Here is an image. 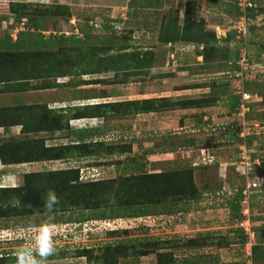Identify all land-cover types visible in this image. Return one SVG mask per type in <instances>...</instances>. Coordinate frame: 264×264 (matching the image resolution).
Listing matches in <instances>:
<instances>
[{
    "label": "rangeland",
    "instance_id": "1",
    "mask_svg": "<svg viewBox=\"0 0 264 264\" xmlns=\"http://www.w3.org/2000/svg\"><path fill=\"white\" fill-rule=\"evenodd\" d=\"M63 1L69 3L71 0ZM127 1L76 0L75 3L73 1L71 14L77 17L75 21L78 24L77 27L80 25L81 29L90 31L93 33L91 35H94L90 44L84 45V47L100 45L99 40L103 41L105 37L112 34L118 37H127L131 39L132 49H140L142 52L148 48L152 49L147 51L154 53L155 62L163 68L167 62L166 47L164 48L158 42L159 24L162 19H174L177 15L179 23H181L187 12L192 18L203 20L205 29L214 31L218 39H224L227 35H231L234 38L231 42H238L239 39L245 37L247 56L252 63L238 64L237 70H234L231 62H227L228 54L222 52L218 54L220 56L217 55L219 59L209 66V68L212 66V69L202 68L201 64L204 63L202 56H198V58L196 55L193 56L196 50L194 52L190 47L183 51L177 49L181 53L175 68L181 69V64L187 65L188 72L184 77L189 76L194 85L200 87L197 89L201 90L195 91V99H204L205 108L194 107L188 111L164 113L157 120L154 116H138L136 113L138 108L135 107L136 111L130 113L120 111L109 116V119L106 118L107 125L110 124L111 127H105L106 133L101 140L110 145L122 143L120 144L122 145L121 155L115 153L104 156L101 152L97 157L80 161L69 160L57 165H48L49 163L47 165L25 164V166L14 167L6 173L0 172V186L21 185L25 173L68 168H78L81 180L87 183L94 180L103 182L131 175L177 174L178 171L184 170L190 173L188 186L192 191L201 194L198 201H190V204L196 203L201 207H209L220 202L223 194L231 195L239 188L243 189L244 201L241 202L243 219L238 222L237 218L230 215L228 209L222 208L198 212L190 211L174 216L154 212L148 217L137 219L121 218L102 221L87 219L92 217L91 211L81 212L69 209V212H57L55 216L43 214L33 215L29 218L0 220V252L14 253L18 246L31 238L33 225L47 221L52 225L56 249L55 254L49 258L50 264H88L84 258L61 260L60 253L64 247L68 254L73 253L76 249H88L87 251H92L96 258L101 248L112 245L118 247L120 241L132 240L143 244L139 248L142 254L135 258H121L118 260V264H156L158 254L171 253L175 250L170 246L175 241L182 243L184 240L196 238L198 235L207 236L211 238V241L223 238L225 239L223 243L227 246L221 251L215 245L192 249L188 252L187 258L199 259L201 264L204 262L215 264L217 263L216 259L225 255L223 260L227 261L226 264H252V246L262 248L264 246V52L261 50L264 46V0H255L259 10L257 12L254 10L252 15L249 14L245 23L237 18L238 14L232 4L233 0H187V3L186 0H161V9L138 10L136 17H133V12L126 7ZM8 11L6 3H0V14L8 13ZM53 20L54 22L46 25L50 33L51 31L75 33L69 24L63 28L67 22L61 17ZM60 20H63V26ZM71 20L73 21L72 18ZM15 25L14 20L10 27L13 29ZM8 30L7 26L0 32V39L4 33H8ZM111 30L112 32H110ZM78 31H76L77 34H80V28ZM233 31L236 32L235 36H232ZM48 35L43 34L44 37H48ZM33 36L36 37L37 34ZM234 47L232 43L228 46L232 51ZM107 67L111 68V65H107ZM154 70H148L146 74L134 77L132 79L134 82L127 85H109L105 86L103 90L95 88V86L75 89L77 84L73 87L70 82L64 83L68 79L58 81L63 83L61 85L66 88L65 91L61 89V96L66 95V92H71L67 98L98 102L96 97H101L102 93L112 92L119 96L123 95V99L129 103H140L136 99L143 96L139 95L145 91L143 82L150 77V80H146L151 82L147 90H153L151 85H155L154 78L156 76L154 75L162 74L164 71L160 67L156 70L157 72ZM126 74L125 72L116 73L113 79L122 82L127 80ZM106 77H110V75L104 76V78ZM239 77H242L243 84L246 85L243 90L252 96L248 101L247 112L241 111V114L239 108L231 111L228 107L232 101L230 99L238 95L241 91L240 87H243L240 85ZM82 79L86 80L89 77L86 76ZM56 81L54 80L53 83L58 86ZM37 83L40 81H30L27 91L0 93V111L4 109L11 111L14 108L12 111L14 114L17 112V107L14 104L18 105L20 101L32 112L39 110L41 113L43 108H47L46 101L49 98L58 99L60 97V93L57 92H52L49 95L45 90L34 89L33 91L36 90L38 93V100L36 104L27 105L28 93L34 94L31 87ZM86 99L91 100L87 101ZM55 122L56 128L58 125L63 128L62 123ZM94 123L92 122V124ZM237 133L241 140L231 138V135ZM19 135L17 136L19 137ZM45 135H47L45 132H39L37 137L47 139V145L52 144V141ZM252 135L255 138L251 139V143L249 141L247 143L246 138ZM118 136L121 137L118 138ZM0 137L5 141L10 140L11 137L15 138L10 133L1 134ZM71 137L74 138V134L70 131H63L61 135L65 142ZM183 201V198L176 201L168 200L167 205L169 206L173 202L172 206L178 207ZM69 215L71 220L67 221ZM55 217L60 220L53 223ZM175 224L181 226L176 228ZM238 229L242 232L241 236L246 237L244 245L240 243ZM164 242L166 243L162 248L160 243ZM176 244L178 243L176 242ZM179 251L184 252L185 248L182 247L177 251L181 260L183 257ZM99 256L102 257V254ZM111 257L109 256L107 260H110Z\"/></svg>",
    "mask_w": 264,
    "mask_h": 264
},
{
    "label": "trees",
    "instance_id": "2",
    "mask_svg": "<svg viewBox=\"0 0 264 264\" xmlns=\"http://www.w3.org/2000/svg\"><path fill=\"white\" fill-rule=\"evenodd\" d=\"M238 1L233 0L232 4L239 19L242 13L239 11ZM249 2L251 7H246L245 19L249 17V14L252 15L254 10L255 12L259 10L255 0H249ZM126 7L133 12V17H136L138 10L161 9L162 2L161 0H128ZM8 9V15L12 16L17 26H21L24 31L17 34L15 41H12L8 36L0 39V93L27 91L29 82L32 80L40 81V83L31 87L32 90H44L53 88L54 80L63 77L69 78L68 83L70 82L73 87L76 84L77 86L84 84L83 81L79 80L82 75L103 73H114L116 75V73L122 74L125 72L127 73L126 77H138L146 74L153 66L154 53L132 49L131 39L127 37H118L112 34L105 37L103 41L99 40L100 45L84 47V45L90 44V41L94 39V35L80 27L81 35L74 32L68 33V35L50 33L48 37H44L43 34L38 33V36L32 39L34 31H45L46 28L43 24H47L50 19L61 17L69 22L72 15L67 6L32 5L19 2L9 3ZM204 25L203 20L192 18L187 12L181 23H179L178 15L174 19H162L158 29V42L164 46L196 45L195 55L202 56L203 66L206 68L216 62L219 59L218 56H220L218 54L222 52L228 54L227 62H231L234 70L238 68L237 62L241 58L240 52L242 50H245L248 64L252 63L247 56L245 37L239 39L238 42H231L234 40L231 35H227L224 39H218L216 33L206 30ZM104 27L106 28V26ZM72 28L75 31V28ZM235 35L236 32L233 31L232 36ZM230 43L235 46L233 51L228 48ZM261 50L264 52V46ZM103 58L104 60H102ZM107 65H111V68H108ZM212 68L211 66L209 69ZM71 80L73 81L71 82ZM245 86L243 84V88ZM230 100L232 101H230L228 107L231 111L237 109L240 105L239 97L235 95ZM155 103H157V107ZM15 106L17 112L14 114H12L14 108L11 111L9 109L0 111V128L8 130L12 126H21L19 137H11L7 141L2 140V138L0 140V172L3 173L14 167L25 166V164L90 159L94 156L97 157L101 152L104 156L114 155L115 153L121 155L122 145H110L104 141H94V136L96 134L97 136L100 135L94 129L85 128L83 131H81L82 129L73 131L70 129V120L82 119L85 120L86 124H89L93 119H105L108 112L117 114L123 111L130 113L136 111L137 108L138 112L191 109L194 107L205 108L206 102L204 99L177 102L163 99L156 102L96 104L78 107L69 112L61 111L60 113L48 108H43L41 113L39 110L32 112L24 104ZM137 111L136 113H138ZM55 121L62 123L63 128L59 125L56 128ZM59 131H70L74 134L76 141L64 145H47V139L37 137L39 132H45L48 135ZM236 135H231V138L241 140L239 133ZM253 138H255L254 135L247 137V143L248 141L251 143ZM189 174L188 171L182 170L178 171L177 174L131 175L103 182L94 180L87 183L81 180L78 168L25 173L21 185L14 187L0 186V220L29 218L33 215L43 214L55 216L57 212H69V209L81 212L91 211L92 217L87 219L112 221L121 218L148 217L154 212L174 216L190 211L198 212L222 208L228 209L230 215L237 218L238 222L243 219L241 206V202L244 201L243 189L239 188L231 195L223 194L220 202L209 207H201L196 203L190 204V201H198L201 194L192 191L191 187L188 186ZM49 189H54L60 200L52 213L45 212L42 200L43 194ZM180 198L184 199V203L180 204L181 206H172L173 202L169 206L167 205L168 200L176 201ZM57 220L60 219L55 217L53 223ZM70 220L71 216L69 215L67 221ZM238 232L240 243L244 245L246 237L241 236V230L238 229ZM223 241L225 242L223 238L211 241V238L201 235L184 240L182 243L175 241L170 245L171 249L175 250L171 253L158 254L156 264H201V260L198 261L199 259L187 258L188 252L206 245L224 248L227 245ZM165 243H160V246L163 248ZM142 245V243L135 240L120 241L118 247L112 245L101 248L96 258H94L92 251H87L88 249H76L73 253L68 254L64 247L60 253V259L84 258L88 264H118V260L121 258H135L142 254L139 249ZM182 247L185 248V251H179L183 257L180 260L177 251ZM12 254L4 252L0 257V264H15V258ZM101 254L102 257L99 256ZM109 256L112 257L107 260ZM251 260L252 264H264V246L263 248L252 246ZM209 261L212 260L209 259ZM203 264L208 263L204 262Z\"/></svg>",
    "mask_w": 264,
    "mask_h": 264
},
{
    "label": "crops",
    "instance_id": "3",
    "mask_svg": "<svg viewBox=\"0 0 264 264\" xmlns=\"http://www.w3.org/2000/svg\"><path fill=\"white\" fill-rule=\"evenodd\" d=\"M73 1L75 3L76 0H71V1H69V3H67L66 1H63V0H0V3H2V4L6 3V8L10 2L11 3H19L20 2V3H27V4H32V5H64V6H67L71 11L72 10L71 7L73 6L71 4H73ZM76 6H78V5H76ZM4 12H7V11L4 10ZM71 15H72L71 18L73 19V21L70 18L69 22H67L65 26H63L64 25L63 20H60V23H62L61 25L63 26V28L67 27V24H69V26H72L75 28V33H77L76 31H78L81 26L79 25L77 27L78 24L75 23L77 17L73 16V14H71ZM7 18H8V20H5ZM13 21H14V18L12 16H9L8 13L0 14V32L8 26V29H9L8 33H4L3 37L8 36L11 38L12 41H15L17 34L19 32L24 31V29L19 25L17 26L16 22H15L16 25L12 29L10 26H11ZM52 21L54 22L53 19H50V20H48V23H50ZM43 25L46 28L47 24H43ZM38 33L48 35V34H50V31H48V29L46 28L45 31H42V32H40L39 30L34 31L33 35L37 34V36H38ZM51 33L55 34L56 32L51 31ZM62 33H64L65 35H68V33L65 31L58 32V34H62ZM78 33H79V31H78ZM91 34H93V33H91ZM79 35H81V34H79ZM36 37L32 36V39H35ZM163 47L164 48L166 47L165 57H166L167 62L165 63V66L163 68H162V66H158L157 62H155V60H154L153 66H152V68L149 69V71L155 69L154 71L157 72L156 70H158L159 67L164 71H162V74L154 75V76H156L154 78L155 85H151V87L154 88L153 90H147L148 86L151 84V82L146 81V80H150L151 79L150 77H148L143 82L144 86H145V91L140 93L139 95H143V96L140 97L139 99H136V100H139L140 102H142V101H155L156 102V101H160V100L165 99V100H169L171 102H177V101H182V100L195 99L196 98L195 97V91L201 90V89H197L200 87H196L194 85L193 80L189 76L184 77V75L188 72L187 65L181 64V66H182L181 69H179L177 67L175 68V65L177 64L176 62L178 61V56L181 53L177 49H180L181 51L188 50L189 45H186V44H177L174 46H169V45L164 46L163 45ZM147 50H152V49L148 48V49H146V51ZM192 50L195 52L194 49H192ZM193 51H191V52H193ZM193 56H195V54H193ZM196 58H198V56H196ZM201 65H202L201 67L203 68L204 67L203 64H201ZM151 74H152V72H151ZM109 75H110V77L104 78V76H109ZM114 75H115L114 73L82 75L79 80H82L84 84L78 85L77 87L75 86V89H78L81 87H93V86H95V88H100L103 90V88L105 86L115 85V84L127 85L129 83L134 82V81H132V79L134 77H131V76L127 77V80L119 82L118 79H115V80L113 79V78H115ZM86 76H88L89 79L83 80L82 78L86 77ZM60 79L63 81L65 79H68L66 82L64 81V83H67L69 81V78H67V77L66 78H64V77L58 78V79H56L57 80L56 83L59 84L58 86H55V84L53 83L54 84L53 88L44 89L49 95H51L52 92L60 93V97L58 99L53 97L52 99L49 98L46 101V103H47L46 106L49 110L59 111V113H60L61 111L62 112H69L70 110H75L78 107L91 106V105H96V104H98V105H100V104H102V105H114L117 103L128 102L125 99H123L124 98L123 95L119 96L118 94L112 93V92H108L106 94L102 93L101 97L100 96L96 97V98H98L96 100H99L98 102H96V101L90 102L89 100H91V99H86L89 102H85V100L80 101L79 99H75V98L74 99L67 98V96H69L71 94V92H68V93L66 92V95L61 96V94H62L60 92L61 89H63L65 91L66 88L61 85L63 83H60L58 81ZM117 88H119V87H117ZM33 92H34V94L28 93V98L26 100L27 105L28 104H36V101L38 100L37 91L35 90ZM30 94H32V95L30 96ZM19 104L23 105V103H20V101H19L18 105ZM14 105H16V104H14ZM155 106L156 107L158 106L157 103H155ZM200 109H203V108H200ZM214 109H217V108L214 107ZM177 111H188V109L157 110L154 112H138L137 114H138V116L144 115V117L154 116L155 120H157V118L164 113H171L172 114V113L177 112ZM114 114H116V113H114V112L109 113L108 112L106 114V118L109 119V116H112ZM106 118L105 119L99 118V119H95V120L92 118L93 121H91L89 123V124H92V122H95L92 125H89V124L84 125L86 122H85V120H82V119H73V120L69 121V125H70V129L73 131H79V130L85 129V128L94 129V131H97L100 133V135L97 136V134H96L94 136V141H96V139H97V141H104V140H101V138H103V135L106 133L105 127H107V126L109 128L111 127L110 124L107 125ZM92 126H94V127H92ZM115 127H116V125H115ZM20 130H21V126H12L8 130H5L4 128H0V135L10 133L13 136H17L18 134H20ZM62 134H63V131H61V132L59 131V132H55L54 134H51V136H50V134L45 135V136L48 137V139H50L52 141V144H50V145H60V144L64 145V144H67L71 141H73V142L76 141V139L71 137V138H69L70 140L65 142L61 138ZM120 137L121 136H118V138H120ZM104 142L106 143V141H104ZM119 144H122V143H119ZM150 155H153V154L150 153ZM64 162H68V161H64ZM64 162H54V163H49L48 165H57L59 163H64ZM43 164L47 165V163H43ZM208 212H210V211H208ZM181 224H184V223H181ZM175 226L177 228L178 226H181V225L175 224ZM221 249L222 248H220L219 251H221ZM224 257H225V255H222V256H220V259H218V260L216 259L217 263H215V264H226L227 261L223 260Z\"/></svg>",
    "mask_w": 264,
    "mask_h": 264
},
{
    "label": "clouds",
    "instance_id": "4",
    "mask_svg": "<svg viewBox=\"0 0 264 264\" xmlns=\"http://www.w3.org/2000/svg\"><path fill=\"white\" fill-rule=\"evenodd\" d=\"M188 45L194 46V50L197 49L196 45ZM42 200L46 213H52L55 207L60 203L54 189H49L43 194ZM32 227L33 232L31 238L24 244L18 246L13 253L15 264H50L49 258L53 256L56 251L52 234V225L47 221H42ZM1 252L0 257L4 253Z\"/></svg>",
    "mask_w": 264,
    "mask_h": 264
},
{
    "label": "built area",
    "instance_id": "5",
    "mask_svg": "<svg viewBox=\"0 0 264 264\" xmlns=\"http://www.w3.org/2000/svg\"><path fill=\"white\" fill-rule=\"evenodd\" d=\"M238 6H239V11L242 13V15L239 17V20L242 21V23H245L246 19L244 16L246 7H251V4L249 2V0H239L238 1ZM190 48H194V46H189ZM240 60L237 62V65H244V64H248L247 62V58L245 56V50H242L240 52ZM241 79L240 81V85L243 86V79L242 77H239ZM241 91L239 92L238 96H239V100H240V105H239V113L241 114V111L247 112L248 110V101L251 99V95L247 94L244 90L243 87L241 88ZM246 107V109H245ZM238 110V109H237Z\"/></svg>",
    "mask_w": 264,
    "mask_h": 264
}]
</instances>
